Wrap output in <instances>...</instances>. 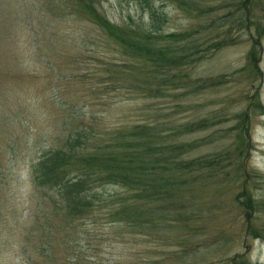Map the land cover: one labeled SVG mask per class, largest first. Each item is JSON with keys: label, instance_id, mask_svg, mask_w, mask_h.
I'll return each instance as SVG.
<instances>
[{"label": "rangeland", "instance_id": "obj_1", "mask_svg": "<svg viewBox=\"0 0 264 264\" xmlns=\"http://www.w3.org/2000/svg\"><path fill=\"white\" fill-rule=\"evenodd\" d=\"M236 1L163 0L150 21L134 0H92L110 23L146 29L144 46L155 47L163 36L167 44L174 33L200 47L208 34L234 41L193 63L160 62V69L120 49L84 15L70 13V3L0 0V264H27L28 254L38 264H64L74 253L79 264H232L231 258L264 264V238L246 235L235 200L243 185L255 202L250 224L264 236V111L258 107L264 106V0H248V29L229 18L212 32L201 29L208 15L226 14ZM256 27L262 38L255 60H247L248 32L255 37ZM172 72L179 74L175 87L167 82ZM207 78L215 83L208 89L193 85ZM155 88L161 94H146ZM240 115H247L250 143L243 165L233 145ZM188 122L189 131H182ZM138 124L147 125L152 144H195L181 158L228 153L220 173L183 193L181 210L190 218L178 219L181 228L164 221L162 230L143 235L123 221L105 223L98 210L71 223L49 205L39 210L45 199L30 186L28 165L41 151L62 146L65 135L78 130L86 134L74 155L100 153L114 131ZM97 189L125 193L115 185ZM29 210L33 216L26 217ZM43 219L50 228L40 233L36 224Z\"/></svg>", "mask_w": 264, "mask_h": 264}, {"label": "trees", "instance_id": "obj_2", "mask_svg": "<svg viewBox=\"0 0 264 264\" xmlns=\"http://www.w3.org/2000/svg\"><path fill=\"white\" fill-rule=\"evenodd\" d=\"M134 1L143 10H147L149 20L154 21V4L163 0ZM53 2L70 3V13L84 15L89 21L101 28L105 35L112 39L120 49L129 54L134 53L145 61L148 59L153 60L159 68L160 62L168 60H174L175 66H179L182 61L185 64L193 63L202 59L209 52H215L222 46L234 44L233 40H226L225 36L217 38L215 35L212 37L213 34H208L206 39L202 40L205 44L200 47L199 43L189 39L184 33H174L169 43L164 44V40L170 38H164L163 36L162 39L157 41L155 47H148L144 46V41H148L150 37V34H143L144 31H147L146 29L142 27L140 32L139 29L135 30L131 26L121 27L110 23L93 5L92 0H53ZM248 4V0H237L235 3L229 4L232 9L228 13H223L220 16L208 15L205 25L201 29L206 28L211 31L222 27L225 18H229L236 22L238 26H244L248 29L250 19ZM198 12L202 15L199 8ZM151 31L153 35L159 33L156 28ZM260 32V27H256V38L253 36L254 32H248L251 44L246 55L247 60H255L254 52L262 38ZM169 56L172 57L169 58ZM108 73L110 74L111 70ZM178 76L179 74L176 72L170 74L167 79L170 86L174 84V80ZM160 82L165 81L161 80ZM214 84L212 79L207 78L201 79L193 85L204 90ZM172 87H175V85ZM111 88L115 91L116 86ZM105 89H108V86ZM155 89L154 92L152 90L145 92L148 96L161 94L159 88ZM106 91L100 90L98 94ZM258 107L264 111V106H261L260 103ZM191 125V122L182 124V131L188 132ZM247 127V115L244 119L240 115L235 128L236 136L233 145L234 147L238 146L235 151L238 156L242 155L240 157L242 165L243 160L247 157V149L250 145ZM148 131L147 125L143 124L117 129L105 144L100 145V153L94 154L95 152L92 150L89 155L75 156V148L81 143L86 133L83 134V132L73 130L68 136L65 135L62 146L41 151L37 159L28 165L30 186L34 193L38 195V198L45 199L39 210L47 211L49 205L51 207L50 211H53V213H58V210L63 212L66 221L69 223L87 218L92 215V212L98 210L101 211L104 221L106 218L105 223L116 226L123 221L129 232H139L143 235H151V233L162 230L165 224L164 221L168 222L169 228H172L174 224L181 228L178 224L182 220L178 219L190 218L188 214L181 210L184 203L181 200L183 193L189 191L194 183H199L214 174L220 173L223 166L220 160L225 158L228 153L225 151L213 155L181 158V156L187 155V152L195 144L155 145L152 144L153 139ZM71 156L74 157L75 163L71 160ZM103 185L121 186L125 193L117 197L113 193L98 192L97 188ZM240 188L241 199L239 194L235 200L238 206L242 208L243 218L247 223L246 235L264 238L260 231L250 224L251 214L249 210L253 208L255 202L249 193L245 192L243 185ZM178 195L180 199L172 201ZM243 195L245 196L242 197ZM83 213L84 215H82ZM31 216H33V213L29 210L26 217ZM36 225L37 231L40 233L50 228L47 219L39 220ZM29 226L33 227V223ZM155 236L161 239V236L156 234ZM25 240L27 244L31 242L30 238L25 237ZM38 247L40 255L47 257L48 253L42 250L40 246ZM231 261L232 264H241L238 260L236 262L234 258H231ZM79 263L80 255L74 253L72 259L64 264ZM27 264L38 263L35 260L33 261L31 255L28 254Z\"/></svg>", "mask_w": 264, "mask_h": 264}]
</instances>
